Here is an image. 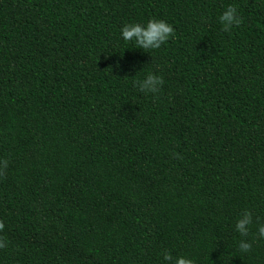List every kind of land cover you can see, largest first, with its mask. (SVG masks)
<instances>
[{"label": "trees", "instance_id": "trees-1", "mask_svg": "<svg viewBox=\"0 0 264 264\" xmlns=\"http://www.w3.org/2000/svg\"><path fill=\"white\" fill-rule=\"evenodd\" d=\"M0 223V264H264V0H0Z\"/></svg>", "mask_w": 264, "mask_h": 264}, {"label": "clouds", "instance_id": "clouds-1", "mask_svg": "<svg viewBox=\"0 0 264 264\" xmlns=\"http://www.w3.org/2000/svg\"><path fill=\"white\" fill-rule=\"evenodd\" d=\"M219 23L224 31H230L234 26L242 23L241 16L236 5H228L219 15ZM121 39L126 43L135 45V49H141L144 52L154 51L161 48L173 35L174 29L171 24L158 19H150L146 23L125 24L121 29ZM139 89L145 93L158 94L164 81L160 75L149 72L136 82ZM252 224V213L245 211L236 221L235 230L241 237H246L249 233V226ZM4 228V224L0 223V230ZM258 237L264 239V224L258 226ZM4 244L0 243V247ZM252 244L241 240L239 242V250L248 252L251 250ZM163 260L166 262L174 261V264H194V261L186 256H176L164 251L161 253Z\"/></svg>", "mask_w": 264, "mask_h": 264}]
</instances>
